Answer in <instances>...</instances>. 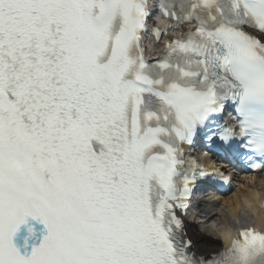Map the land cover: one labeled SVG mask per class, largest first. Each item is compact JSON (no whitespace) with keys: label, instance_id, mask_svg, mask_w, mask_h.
I'll list each match as a JSON object with an SVG mask.
<instances>
[{"label":"snow or ice","instance_id":"snow-or-ice-1","mask_svg":"<svg viewBox=\"0 0 264 264\" xmlns=\"http://www.w3.org/2000/svg\"><path fill=\"white\" fill-rule=\"evenodd\" d=\"M159 8L196 27L150 62L148 0H0V264H264V232L197 257L177 214L229 181L185 159L202 128L264 168V0Z\"/></svg>","mask_w":264,"mask_h":264},{"label":"bare ground","instance_id":"bare-ground-1","mask_svg":"<svg viewBox=\"0 0 264 264\" xmlns=\"http://www.w3.org/2000/svg\"><path fill=\"white\" fill-rule=\"evenodd\" d=\"M192 233L196 236V239H199L200 235L197 233V231L195 229L192 230Z\"/></svg>","mask_w":264,"mask_h":264}]
</instances>
